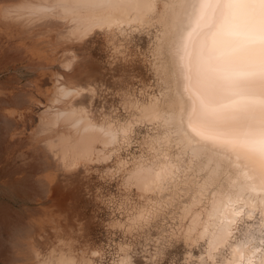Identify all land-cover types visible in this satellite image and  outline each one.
I'll return each instance as SVG.
<instances>
[{"label": "rangeland", "instance_id": "obj_1", "mask_svg": "<svg viewBox=\"0 0 264 264\" xmlns=\"http://www.w3.org/2000/svg\"><path fill=\"white\" fill-rule=\"evenodd\" d=\"M23 1L0 0V264H217L206 258L199 230H188L186 173L163 194H146L128 180L155 153L149 142L158 126L142 121L140 109L167 101L171 87L166 0H157L146 22L95 29L78 40L67 33L70 20L55 25L7 13ZM61 86L75 92L61 98ZM76 108L98 123L131 122L128 140L105 149L108 161L62 166L56 147L50 150L62 134H73L52 117Z\"/></svg>", "mask_w": 264, "mask_h": 264}, {"label": "bare ground", "instance_id": "obj_2", "mask_svg": "<svg viewBox=\"0 0 264 264\" xmlns=\"http://www.w3.org/2000/svg\"><path fill=\"white\" fill-rule=\"evenodd\" d=\"M164 5L171 87L167 101L139 110L142 121L158 126L149 142L155 153L149 162L139 160L128 180L146 194H163L186 173L188 230H199L208 261L264 264V0H166ZM156 7L157 0H24L7 13L55 25L70 20L65 31L78 40L95 29L146 22ZM58 89L61 98L75 92ZM76 109L51 112L52 123L63 121L73 134H59L50 150L56 147L62 166L108 161L105 149L128 140L131 122L98 123ZM172 144L180 149L177 155ZM196 174L201 181H195ZM206 195L208 203L197 211ZM54 264L76 263L64 258Z\"/></svg>", "mask_w": 264, "mask_h": 264}]
</instances>
